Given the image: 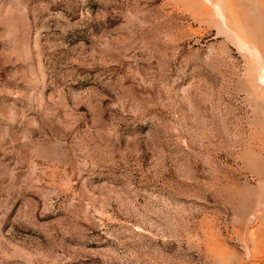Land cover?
<instances>
[{
    "label": "rangeland",
    "instance_id": "obj_1",
    "mask_svg": "<svg viewBox=\"0 0 264 264\" xmlns=\"http://www.w3.org/2000/svg\"><path fill=\"white\" fill-rule=\"evenodd\" d=\"M0 264H264V0H0Z\"/></svg>",
    "mask_w": 264,
    "mask_h": 264
}]
</instances>
